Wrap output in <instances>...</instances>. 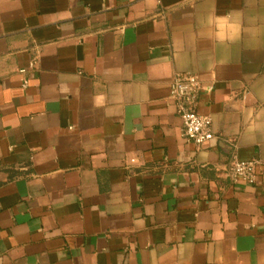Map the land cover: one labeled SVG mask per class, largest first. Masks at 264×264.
Wrapping results in <instances>:
<instances>
[{"label":"crops","instance_id":"obj_1","mask_svg":"<svg viewBox=\"0 0 264 264\" xmlns=\"http://www.w3.org/2000/svg\"><path fill=\"white\" fill-rule=\"evenodd\" d=\"M0 264H264V0H0Z\"/></svg>","mask_w":264,"mask_h":264},{"label":"built area","instance_id":"obj_2","mask_svg":"<svg viewBox=\"0 0 264 264\" xmlns=\"http://www.w3.org/2000/svg\"><path fill=\"white\" fill-rule=\"evenodd\" d=\"M169 89L170 100L175 103L183 123L184 139L199 148L204 147L215 136L211 117L198 113V99L201 93L211 94L214 91V85L203 82L196 74L184 73L177 74L172 79ZM259 165H261L259 160L240 162L234 158L226 170V175L234 183L242 181L245 185L254 186L258 179Z\"/></svg>","mask_w":264,"mask_h":264}]
</instances>
